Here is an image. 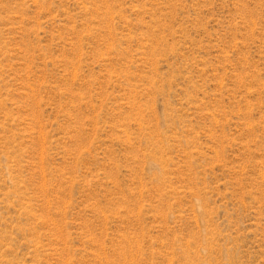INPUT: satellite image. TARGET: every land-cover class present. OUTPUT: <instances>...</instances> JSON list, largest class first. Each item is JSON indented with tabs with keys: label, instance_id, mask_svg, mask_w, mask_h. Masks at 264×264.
Instances as JSON below:
<instances>
[{
	"label": "rangeland",
	"instance_id": "obj_1",
	"mask_svg": "<svg viewBox=\"0 0 264 264\" xmlns=\"http://www.w3.org/2000/svg\"><path fill=\"white\" fill-rule=\"evenodd\" d=\"M0 264H264V0H0Z\"/></svg>",
	"mask_w": 264,
	"mask_h": 264
}]
</instances>
